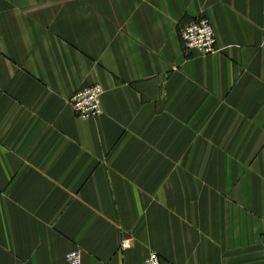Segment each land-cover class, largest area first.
<instances>
[{
    "label": "crops",
    "instance_id": "crops-1",
    "mask_svg": "<svg viewBox=\"0 0 264 264\" xmlns=\"http://www.w3.org/2000/svg\"><path fill=\"white\" fill-rule=\"evenodd\" d=\"M0 33V264H264V0H0Z\"/></svg>",
    "mask_w": 264,
    "mask_h": 264
},
{
    "label": "built area",
    "instance_id": "built-area-1",
    "mask_svg": "<svg viewBox=\"0 0 264 264\" xmlns=\"http://www.w3.org/2000/svg\"><path fill=\"white\" fill-rule=\"evenodd\" d=\"M180 36L187 51L197 54H209L218 50L216 47V32L211 19L200 15L180 27ZM1 42V33H0ZM104 88L99 82L89 84L77 89L70 97L76 115L83 118L98 117L103 112L102 96ZM129 238L122 239V247L130 243ZM67 264H82V252L73 249L66 254ZM139 264H161L157 251H150Z\"/></svg>",
    "mask_w": 264,
    "mask_h": 264
}]
</instances>
